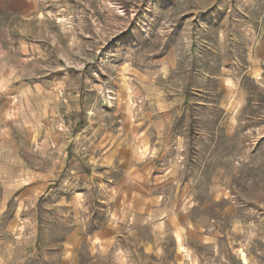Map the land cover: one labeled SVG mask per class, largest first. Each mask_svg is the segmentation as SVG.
Here are the masks:
<instances>
[{"label":"rangeland","instance_id":"rangeland-1","mask_svg":"<svg viewBox=\"0 0 264 264\" xmlns=\"http://www.w3.org/2000/svg\"><path fill=\"white\" fill-rule=\"evenodd\" d=\"M240 251L264 264V0H0V264Z\"/></svg>","mask_w":264,"mask_h":264},{"label":"crops","instance_id":"crops-1","mask_svg":"<svg viewBox=\"0 0 264 264\" xmlns=\"http://www.w3.org/2000/svg\"><path fill=\"white\" fill-rule=\"evenodd\" d=\"M102 139H105L106 141H108V139L110 141L112 140V153L107 156L105 160V164L107 165V167H111L109 168V170L119 173V170L128 169V175H126L124 178H137V175L139 173V170L137 169V149L132 145L122 144L121 142H119L120 140H116L112 137L107 139V136L106 138H103L102 136L99 140H97V146L103 143ZM142 167L144 168V170H142L144 174L149 171V165H144Z\"/></svg>","mask_w":264,"mask_h":264},{"label":"bare ground","instance_id":"bare-ground-1","mask_svg":"<svg viewBox=\"0 0 264 264\" xmlns=\"http://www.w3.org/2000/svg\"><path fill=\"white\" fill-rule=\"evenodd\" d=\"M238 257L241 264H248L247 257L242 251L239 252Z\"/></svg>","mask_w":264,"mask_h":264}]
</instances>
